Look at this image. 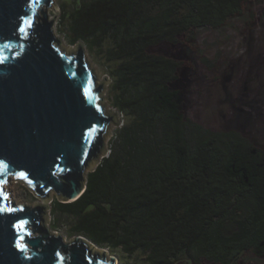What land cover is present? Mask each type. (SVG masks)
I'll return each mask as SVG.
<instances>
[{"label": "trees", "instance_id": "trees-1", "mask_svg": "<svg viewBox=\"0 0 264 264\" xmlns=\"http://www.w3.org/2000/svg\"><path fill=\"white\" fill-rule=\"evenodd\" d=\"M248 0H78L67 22L114 64L113 108L126 118L72 203H51L82 236L143 264H239L264 257V151L235 130L194 123L173 90L182 63L149 53L247 17ZM226 68L224 72H227Z\"/></svg>", "mask_w": 264, "mask_h": 264}, {"label": "water", "instance_id": "water-1", "mask_svg": "<svg viewBox=\"0 0 264 264\" xmlns=\"http://www.w3.org/2000/svg\"><path fill=\"white\" fill-rule=\"evenodd\" d=\"M58 14L53 0H0V192L7 197L12 177L42 201L31 208L0 197V264H115L88 239L66 243L46 227L50 193L78 200L119 125L105 110L108 79L81 43L65 49L54 35Z\"/></svg>", "mask_w": 264, "mask_h": 264}, {"label": "rangeland", "instance_id": "rangeland-1", "mask_svg": "<svg viewBox=\"0 0 264 264\" xmlns=\"http://www.w3.org/2000/svg\"><path fill=\"white\" fill-rule=\"evenodd\" d=\"M77 1L53 0V5L59 12L54 21L53 33L57 38L61 37L65 49L73 48L78 43L73 46L69 44L68 24L61 16L64 12L71 13ZM52 11L56 13L53 6ZM52 11H48L50 17L54 16ZM245 14L248 17L251 15L248 27L244 26L247 17L237 18L229 22L224 29L197 31L190 38L183 37L179 45L162 44L150 49L149 53L182 63L175 86L182 91V106L186 117L213 132L235 130L248 137L256 148L264 151V0H248ZM81 45L86 60L100 71L98 78L108 79L109 83L103 97L106 100L109 98L110 102L105 101V110L106 112L111 110L113 114L116 112L118 117L119 125L117 127L111 125V136L105 142L106 154L103 155L105 158L110 153L116 131L126 123V118L112 105L116 91L112 80L114 64L108 63L104 56L95 50L88 51L84 44ZM226 68L229 69L224 72ZM4 192L8 194L7 200L17 206L33 208L34 203H42L20 182L15 183L12 177L4 186ZM54 200L58 201L56 196L50 193L46 227L52 234H59L66 243H69L73 239L66 232L70 224L69 219L58 217L55 220L58 228H53L51 203ZM94 248L106 252L107 259L114 258L115 264L144 263L140 254L126 257L119 250L98 246ZM239 264H264V257L256 258L249 253L244 254Z\"/></svg>", "mask_w": 264, "mask_h": 264}, {"label": "snow or ice", "instance_id": "snow-or-ice-1", "mask_svg": "<svg viewBox=\"0 0 264 264\" xmlns=\"http://www.w3.org/2000/svg\"><path fill=\"white\" fill-rule=\"evenodd\" d=\"M24 23L27 24L29 28L31 27V22L28 21L27 19L24 20ZM20 32L22 34L25 33L26 32V28L25 27H21L20 28ZM2 167H4V166L2 164H0V168H2ZM0 197H2L3 199H7V197L4 196V194L2 192H0ZM0 211H3L2 207H0ZM21 250H23V249L21 248Z\"/></svg>", "mask_w": 264, "mask_h": 264}, {"label": "flooded vegetation", "instance_id": "flooded-vegetation-1", "mask_svg": "<svg viewBox=\"0 0 264 264\" xmlns=\"http://www.w3.org/2000/svg\"><path fill=\"white\" fill-rule=\"evenodd\" d=\"M182 105H183V97H182ZM182 108H183V106H182Z\"/></svg>", "mask_w": 264, "mask_h": 264}, {"label": "bare ground", "instance_id": "bare-ground-1", "mask_svg": "<svg viewBox=\"0 0 264 264\" xmlns=\"http://www.w3.org/2000/svg\"><path fill=\"white\" fill-rule=\"evenodd\" d=\"M116 264H117V262H116Z\"/></svg>", "mask_w": 264, "mask_h": 264}]
</instances>
